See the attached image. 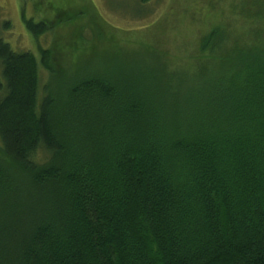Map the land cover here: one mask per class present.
Returning a JSON list of instances; mask_svg holds the SVG:
<instances>
[{"label": "trees", "instance_id": "trees-1", "mask_svg": "<svg viewBox=\"0 0 264 264\" xmlns=\"http://www.w3.org/2000/svg\"><path fill=\"white\" fill-rule=\"evenodd\" d=\"M260 38L217 25L189 66L114 49L57 72L0 39V264H264Z\"/></svg>", "mask_w": 264, "mask_h": 264}, {"label": "rangeland", "instance_id": "rangeland-1", "mask_svg": "<svg viewBox=\"0 0 264 264\" xmlns=\"http://www.w3.org/2000/svg\"><path fill=\"white\" fill-rule=\"evenodd\" d=\"M261 8L260 0H0V39L37 56L40 46L49 47L55 72L91 54L113 56L109 50L114 49L142 50L144 56L154 52L174 68L178 61L196 63L203 37L217 25L228 31L253 26L264 41V21L254 19L256 12H264ZM23 13L46 21L50 31L37 40L24 25ZM48 80L43 75L42 83ZM11 172L19 178L18 171Z\"/></svg>", "mask_w": 264, "mask_h": 264}]
</instances>
